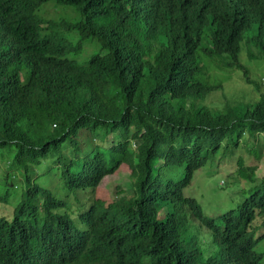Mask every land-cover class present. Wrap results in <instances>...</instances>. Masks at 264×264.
Listing matches in <instances>:
<instances>
[{
    "label": "trees",
    "instance_id": "1",
    "mask_svg": "<svg viewBox=\"0 0 264 264\" xmlns=\"http://www.w3.org/2000/svg\"><path fill=\"white\" fill-rule=\"evenodd\" d=\"M48 2L75 20L39 16ZM263 66L264 0H0V207L23 187L0 264H263L264 175L225 213L185 196L216 160L254 182ZM228 72L247 98L223 95ZM121 172L132 192L112 197Z\"/></svg>",
    "mask_w": 264,
    "mask_h": 264
},
{
    "label": "rangeland",
    "instance_id": "2",
    "mask_svg": "<svg viewBox=\"0 0 264 264\" xmlns=\"http://www.w3.org/2000/svg\"><path fill=\"white\" fill-rule=\"evenodd\" d=\"M43 9V12L39 14L41 17L56 18L58 15H63L60 17V19H69L70 21L75 20V18L71 17L74 15L71 11H69L71 8L62 9L55 5H47ZM96 49V43H86L78 57V61H86L90 55L95 53ZM262 68L263 71L260 72L259 75L264 74V66ZM219 77L230 78V81L223 85L224 88L228 90L227 92L223 91L224 96H227L226 93H229L233 90L237 92L235 95L240 96L242 93L240 94L239 92L241 87L238 85V83L243 86L242 91H244L243 94H245V98L251 94L249 93V89L244 86L243 82L239 81L237 74L228 72L226 74H219L218 78ZM240 156L243 157L245 165H255L257 167L253 183H249L244 180H238V178V181L236 182L235 171L237 166L235 163L236 157H234L231 159H224L222 161L216 160L212 165L208 166V168H206V166L198 171L191 182V186L185 190V196L195 199L201 206L205 215L212 216L235 210L237 206L241 204L244 198L249 195L250 188L260 182L261 176L264 175V147L261 149V156L258 160H255L254 158L252 159V156L246 155L244 151L240 153ZM5 169H7V167L0 165V176L5 175ZM39 170L40 171H38L36 179L37 183H39L43 188L50 190L54 196H60V198L64 199L66 197V191L60 182L56 168H48L46 165H44L41 166ZM13 174H15L14 179L18 180L19 174H17L14 170ZM20 183L21 178L19 181V186ZM101 185L102 188H105L110 193V196L116 198L128 195L132 192L128 174L123 172L117 174L116 176L107 178L102 182ZM9 194L10 200L5 205L0 207V219L7 222L12 220L11 211L19 201L20 196H22L23 187H20L14 191H10ZM15 198H17L16 201H14ZM70 200L73 202V197ZM254 223H256V221H254ZM256 250L257 252L264 250V243L258 246ZM262 263L264 264V259Z\"/></svg>",
    "mask_w": 264,
    "mask_h": 264
},
{
    "label": "clouds",
    "instance_id": "3",
    "mask_svg": "<svg viewBox=\"0 0 264 264\" xmlns=\"http://www.w3.org/2000/svg\"><path fill=\"white\" fill-rule=\"evenodd\" d=\"M48 5H53V4H52V3H50V4H48ZM61 8H62V7H61ZM62 9H64V8H62ZM87 43H88V42H87ZM84 45H85V44H84ZM84 45H83V46H84Z\"/></svg>",
    "mask_w": 264,
    "mask_h": 264
}]
</instances>
